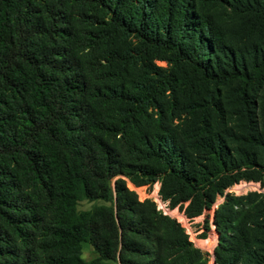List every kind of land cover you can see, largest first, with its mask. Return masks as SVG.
I'll return each mask as SVG.
<instances>
[{
    "label": "trees",
    "instance_id": "1",
    "mask_svg": "<svg viewBox=\"0 0 264 264\" xmlns=\"http://www.w3.org/2000/svg\"><path fill=\"white\" fill-rule=\"evenodd\" d=\"M239 181L264 188V0H0V264H264ZM154 183L189 218L222 198L212 253Z\"/></svg>",
    "mask_w": 264,
    "mask_h": 264
},
{
    "label": "rangeland",
    "instance_id": "2",
    "mask_svg": "<svg viewBox=\"0 0 264 264\" xmlns=\"http://www.w3.org/2000/svg\"><path fill=\"white\" fill-rule=\"evenodd\" d=\"M223 18H225L228 21L229 20V11L228 9L221 8L220 11ZM159 65H164L165 63L163 61L157 62ZM132 187L131 185H129ZM137 192L140 194H148L154 193L155 191L158 192V184L154 183L150 187L148 186H137L136 187ZM258 192V193H264V188L260 187V184L258 182L253 181H239L238 183L234 184L232 187L228 188L226 192L234 193L236 195H244L248 192ZM143 199V198H141ZM222 198L218 199L216 203L213 204V206L210 209H206L203 211L202 214L194 216V217H187L186 222L184 223V229L187 233V236L190 241H192L197 247L200 249L206 251V248L209 246L213 247L216 244L217 240V233L213 227V214L214 209L216 207V204L220 202ZM100 203V201H86V200H80L77 203V209L78 210H87L92 207L93 204ZM176 212L177 214L183 213L182 210H180L178 207H175L172 209L170 216H172V213ZM207 220L209 229L204 230L203 229V221ZM212 253V250L210 251ZM96 254L94 253L91 246L87 243H82L81 245V256L85 260L89 261L91 260ZM210 264H213L210 262Z\"/></svg>",
    "mask_w": 264,
    "mask_h": 264
},
{
    "label": "built area",
    "instance_id": "3",
    "mask_svg": "<svg viewBox=\"0 0 264 264\" xmlns=\"http://www.w3.org/2000/svg\"><path fill=\"white\" fill-rule=\"evenodd\" d=\"M131 185V184H129ZM132 186V185H131ZM131 189H133L137 196H138V199L139 200H143V199H149L151 201H153L156 205V209L158 211H160L163 215H167L169 217H172L174 218L180 225L181 227L184 229V223L186 222L187 220V216L184 214V213H181V214H177L176 212L172 213V216H170V213L172 211L173 208H170L167 206V202L166 201H163L160 197V195L158 194V192H154V193H150V195L148 194H139L136 190V187L132 186L130 187ZM143 198V199H141ZM183 212V211H182ZM185 230V229H184ZM186 233V231H185ZM187 234V233H186ZM189 239V238H188ZM190 241V240H189ZM192 242V241H191ZM193 243V242H192ZM194 244V243H193ZM195 245V244H194ZM196 246V245H195ZM197 247V246H196ZM199 248V247H198ZM212 250V246H209L206 248V252L210 253V251Z\"/></svg>",
    "mask_w": 264,
    "mask_h": 264
}]
</instances>
